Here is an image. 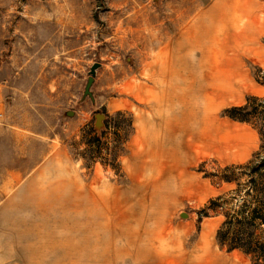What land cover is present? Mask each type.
Wrapping results in <instances>:
<instances>
[{
	"label": "rangeland",
	"instance_id": "obj_1",
	"mask_svg": "<svg viewBox=\"0 0 264 264\" xmlns=\"http://www.w3.org/2000/svg\"><path fill=\"white\" fill-rule=\"evenodd\" d=\"M210 65L223 71L212 99ZM179 92L186 150L164 128ZM253 97L263 110L264 0H0V231L91 243L90 259L70 248L62 264H252L215 233L260 145L226 111ZM42 257L24 262L52 264Z\"/></svg>",
	"mask_w": 264,
	"mask_h": 264
},
{
	"label": "trees",
	"instance_id": "obj_2",
	"mask_svg": "<svg viewBox=\"0 0 264 264\" xmlns=\"http://www.w3.org/2000/svg\"><path fill=\"white\" fill-rule=\"evenodd\" d=\"M250 101L256 102L257 99L248 98L244 106L226 111L230 119L252 121L258 126L260 145L252 159L240 167L242 171L233 190L235 196L222 209L215 241L226 252L239 251L248 256L252 264H264V106L260 110L258 106L249 104ZM218 200L210 201L207 208L215 210L222 206Z\"/></svg>",
	"mask_w": 264,
	"mask_h": 264
},
{
	"label": "crops",
	"instance_id": "obj_3",
	"mask_svg": "<svg viewBox=\"0 0 264 264\" xmlns=\"http://www.w3.org/2000/svg\"><path fill=\"white\" fill-rule=\"evenodd\" d=\"M233 1L244 2V0H233ZM215 20L216 19L214 18V16H211L210 24L205 28V38L208 43V50L209 48L211 49L212 55H214L212 47L216 43V26L217 25L215 23ZM224 24H227V23H224ZM188 40L189 41L187 42V44H190V43H194L195 45L200 44V37L196 33L189 35ZM218 72L222 73L223 71H220V70L218 71L216 70V68H213L210 65V68L208 69L207 73L203 75V80L207 82V84L203 86V90L205 91V94L210 99H212V96H214L213 92L210 90V88L212 89L211 87L212 84L210 82L215 79ZM184 80L187 81V83L189 82L188 84L190 85H187V86L189 87L188 91L191 92L192 80L191 79L189 80L188 77L184 78ZM179 93L175 94L172 98L173 99L175 98L177 100V106L182 108L180 110L181 116L174 118L169 124H165L164 128L166 127L165 130L169 136L172 134L175 135L180 132L182 136L180 135L181 139H180L179 144L182 147V149L184 147V149L186 150L187 149L186 144H190V142L192 143L194 142V139L190 138V137H193L191 128L189 127V124H190L189 120L191 121V119H189V117H187L186 115H183L185 113L183 109H187V105H189V101L186 99L189 93L188 92L184 94L180 93L182 95H180ZM49 162H52V161H49ZM57 176H59V172ZM57 182L60 185L58 187L60 193H66L67 191L71 192L69 189L65 188V186L67 184H70V182L68 183V182H65L64 180H60V181L58 180ZM3 210H6V209L1 208L0 212H2ZM71 242L73 241H69V240H51V241L25 240L23 242L16 241L12 239L11 234L10 235L6 234L5 231L1 230L0 231V264H26V262H24V259L30 256H33V257L36 256L37 258H40L43 256L42 258H47L51 260L52 264H62L63 262H67L70 258L77 256L76 251L74 250L72 252L69 251L70 248H74V249L80 248L84 250V253H82L83 251L81 250L78 254H80L81 256L84 254L85 261H87V258L89 259L91 258V251H87V248L89 249L91 248L90 242H84L81 245H76L74 242L73 243L75 245H73V243ZM14 247L17 249L13 250ZM44 248H48L51 250L45 251L43 250ZM196 264H217V263L212 261V259L210 258H206L202 262H198Z\"/></svg>",
	"mask_w": 264,
	"mask_h": 264
},
{
	"label": "water",
	"instance_id": "obj_4",
	"mask_svg": "<svg viewBox=\"0 0 264 264\" xmlns=\"http://www.w3.org/2000/svg\"><path fill=\"white\" fill-rule=\"evenodd\" d=\"M97 67H98L97 64L94 65V66L92 67V69H91V76L94 75L95 69H96ZM92 81H93V78L90 77V78L88 79V84H87V87H86V92H88V88H89L90 84L92 83ZM101 117H102L101 115H98V116H97V122H99V119H100Z\"/></svg>",
	"mask_w": 264,
	"mask_h": 264
}]
</instances>
